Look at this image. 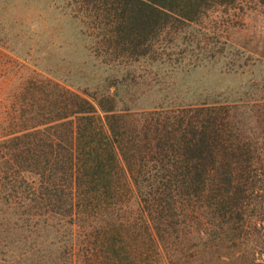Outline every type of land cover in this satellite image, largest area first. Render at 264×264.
<instances>
[{"label": "trees", "instance_id": "obj_1", "mask_svg": "<svg viewBox=\"0 0 264 264\" xmlns=\"http://www.w3.org/2000/svg\"><path fill=\"white\" fill-rule=\"evenodd\" d=\"M72 4L104 62L194 67L231 48V66L240 54L264 63L233 40L264 0ZM115 96L73 90L0 47V226L51 229L67 264L174 262L192 232L217 247L255 234L251 264H264V98L251 105L255 134L236 104L144 109Z\"/></svg>", "mask_w": 264, "mask_h": 264}, {"label": "rangeland", "instance_id": "obj_2", "mask_svg": "<svg viewBox=\"0 0 264 264\" xmlns=\"http://www.w3.org/2000/svg\"><path fill=\"white\" fill-rule=\"evenodd\" d=\"M245 23L247 31L234 33L233 40L264 52V8L248 10ZM95 43L88 20L76 12L72 0H0V47L37 72L97 99L115 92L118 107L236 104L235 115L243 128L258 132L251 105L264 98V63L244 64L245 56L240 54L231 66L228 53L233 50L228 48L194 67L146 60L124 65L104 62L94 52ZM3 218L7 216L0 213V223ZM197 236L196 232L187 236L184 257L169 262L166 255L155 264H251L254 260L255 234L248 243L230 247L202 244ZM55 238L51 229L41 226L27 230L0 226V264H67Z\"/></svg>", "mask_w": 264, "mask_h": 264}]
</instances>
